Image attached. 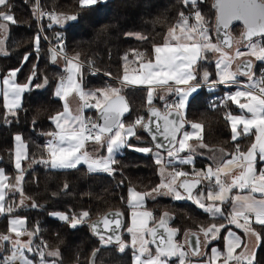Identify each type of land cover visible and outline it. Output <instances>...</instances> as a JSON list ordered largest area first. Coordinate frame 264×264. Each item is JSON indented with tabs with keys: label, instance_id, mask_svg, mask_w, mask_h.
Returning <instances> with one entry per match:
<instances>
[{
	"label": "trees",
	"instance_id": "trees-1",
	"mask_svg": "<svg viewBox=\"0 0 264 264\" xmlns=\"http://www.w3.org/2000/svg\"><path fill=\"white\" fill-rule=\"evenodd\" d=\"M9 3L10 9L3 10L10 11L16 22H6L7 35L3 50L0 49V77L10 69H19L15 81L27 83L29 87L22 93L20 108L16 110L15 116L5 108L0 94V167L7 174L10 183L15 180L16 172L21 175L20 171L13 169V140L16 135L22 137L27 156L21 160L23 172L19 189L22 188V195L17 190L7 192L6 205L13 206L12 215H20L26 219L24 227L28 231H36L33 238L34 249L39 245L45 253L59 251L58 257H46L55 259L57 264H89L93 253L94 264H132L131 247L121 252L117 243L103 244L100 237L91 233L88 223L109 209H119L124 215L122 239L129 240L131 234L126 230L127 188L150 193L153 187L160 184L152 152L141 153L134 148L151 147L153 151L158 150L143 130L137 128L139 139L136 136L128 138L133 147H124L114 155L117 163L113 167L116 171L111 174L89 171L83 165L75 168H52L50 164L35 162L33 158L40 160L42 155L48 158L44 138L48 132L54 130L50 117L62 109L61 100L54 96L53 91L62 74L63 61L59 63V57L51 59L49 45L39 31L35 19L36 0H9ZM38 4L41 8L57 14L59 21L43 20L42 28L46 39L54 42L60 36L67 55L90 62L101 71L89 74L82 69V87L87 90L107 85L121 88L120 93L127 98L130 105L129 114L122 119L126 126L138 116L145 117V108L149 105L145 87H122L116 81L122 77L125 68L127 71L138 70L140 61L133 55V50L144 52L147 58H152L153 45L163 42L167 30L179 20V14H192L194 10L200 11L204 23L208 22L207 27L213 33L212 39L216 41L213 0H197L194 8L185 5L182 0H98L91 6H81L80 0H38ZM66 16H75L76 19H66ZM47 23H50L49 27ZM228 31L232 44V35L240 33L242 37L243 27L236 22L229 26ZM137 34L147 39H137ZM37 36L40 37L38 43ZM125 54H128L127 61L124 60ZM201 56L204 58L194 67L196 81L202 78L205 71L210 74L205 81L218 80L215 58L210 51L202 52ZM252 65L257 79L264 73L263 62L254 60ZM245 76L240 74L236 79L244 80ZM215 85V89L200 86L186 104L184 129L193 121L202 124V137L193 153L194 162L191 166H185L187 170H202L206 165L216 164L219 159L208 157L211 149L223 148V156L226 158L234 152L236 143H239L242 150H246L252 141L251 135L241 136L237 141L230 140V130L224 113L236 112L238 108L222 97L234 85ZM173 95L174 91L165 96L164 100L155 95L152 104L165 110L166 103H174ZM201 143L208 147H199ZM20 196L27 200L23 206L17 203ZM144 203L145 208L153 213L152 225L159 221L164 212L170 214L167 226L178 230L174 239H178L182 245L190 231L200 233L204 239L201 227L207 228L212 223L224 225L216 238L209 236L203 252L191 258L206 257L210 246L223 245L224 233L228 228V225L223 224L225 218H213L192 200H175L169 195L152 193L145 197ZM82 211H88L90 216L76 228L52 215L54 212H62L71 217L80 215ZM7 215V212L0 215V233L8 232ZM252 226L264 236V228L255 223ZM254 251L256 264H264V241L259 246L256 244ZM6 252L2 250L0 256ZM30 255L37 258L34 252ZM175 260L176 257L170 258L172 263Z\"/></svg>",
	"mask_w": 264,
	"mask_h": 264
},
{
	"label": "snow or ice",
	"instance_id": "snow-or-ice-1",
	"mask_svg": "<svg viewBox=\"0 0 264 264\" xmlns=\"http://www.w3.org/2000/svg\"><path fill=\"white\" fill-rule=\"evenodd\" d=\"M98 0H80L81 6H91ZM182 2L191 7H195L197 0H182ZM9 0H0V30L7 28L5 22L15 23V18L10 11ZM214 7L217 8V31L219 28H228V25L233 20H241L245 26V32L242 34L241 41L237 43H245L249 49V55L254 56L257 61L264 62V0H216ZM38 11V10H37ZM42 15V13H38ZM51 19L57 20V14L49 13ZM63 15V14H60ZM66 19H76L75 16L65 17ZM196 23H191L192 19ZM204 20L199 10H194L192 14L185 15L181 12L179 20L175 25L170 27L162 45H153V58H147L146 53L133 50V55L139 59L137 74L129 76L125 68L124 75L119 78L121 86L126 85H169V81H174L177 85L189 84L190 81L196 80V75L193 72V65L199 59H203L200 54L202 51H212L220 53L221 59L217 61L216 67L221 71L218 73V83H236L237 73L228 71L232 57L228 49H231V38H221L219 43H214L208 34V29L204 26ZM57 22H59L57 20ZM131 35V34H129ZM227 37V33H225ZM137 39H147L146 37L136 35ZM261 38V39H254ZM40 37H36L38 43ZM245 53L237 48L235 56L240 57ZM124 60H128V54H125ZM69 65L72 61H68ZM221 65L223 68L221 69ZM243 71L241 74L247 75L249 83L246 87L248 90L238 89L235 94L229 95L228 99L236 103L238 107L250 115L233 116L229 113L226 119L231 121V131L233 141H237L241 136L249 134L254 135L255 139L250 143L246 150L240 148L239 143L234 145L235 154H229L231 159H224V149H211V151H219L221 157L215 167L208 165L205 170L185 172L177 169L170 171L160 184L153 187L151 192L141 193L135 189L129 190L128 204L130 207H137L142 204L146 196L155 193L157 195H169L175 200L193 199L194 202L206 212L210 213L213 218L222 217L228 220L229 224H235L242 228L246 235L254 236L257 241V246L264 241V236L256 231L249 221L254 217L255 224L264 228V73H261L258 79L255 78V73L252 71L253 65L251 60H248L241 65ZM19 69L12 70L10 75L15 77ZM69 75L66 78H61V81L56 89V95L65 100L63 111L50 117V120L56 124L58 131L48 133L50 139L47 141L48 158L43 155L40 160H35L37 163L50 164L53 168H75L81 163H87L89 171H104L109 174L116 171L113 167L117 161L114 159V153L124 147L132 148L128 138L136 136V129L147 131L153 141L157 140V135H162L168 141L167 156L168 165H172L176 158L179 157V163L192 164L193 157L191 153L195 152V147L189 143L194 137V133L184 131L182 139H178V134L184 128L183 110L186 106L188 96L194 92L196 85L189 84L188 91L175 89L179 94V100L173 104H165V112L161 113L159 109L150 108V116L145 121L144 116H138L127 126L121 120V117L128 111L127 105L123 102V97L120 95L121 88L114 86H106L96 89L95 91L85 92L80 84H78L73 75V71L78 72V67L68 69ZM108 75H111L110 73ZM209 73L205 71L202 78L208 80ZM31 81V77H29ZM47 82L45 78V83ZM5 85H9V79L3 80ZM12 88V100L8 101L9 93L4 92L5 108L8 109L12 116L16 115V110L20 108V96L26 89L28 84L10 85ZM39 87V86H37ZM256 89V91H252ZM168 91L172 89L169 85ZM76 93L79 100L83 102L78 105L73 113L67 102V97ZM154 89H147V103L152 105ZM91 97L95 103H89L88 98ZM164 100V96L159 97ZM239 98H242L239 99ZM84 108H97L99 110V119L102 123L93 120L91 117L83 115ZM175 108L177 111L173 114L170 109ZM155 118V119H153ZM162 121V124H161ZM193 129H200L202 126L199 123H192ZM255 129V132L252 130ZM198 141L200 137H195ZM18 145H22V137L15 136ZM92 142L95 145L105 147L107 157H94L86 150V144ZM165 147L160 143L155 144L156 149ZM199 147H208L204 144H199ZM135 151L141 153H151V147H135ZM181 152L189 153L186 156H179ZM27 158L26 153L17 147L15 153V168L21 172V175L15 177L16 184L19 185L22 179L23 169L21 168V159ZM155 163L163 164V157L159 152L155 153ZM164 169H161L163 174ZM195 175L196 179H190ZM184 179H180V178ZM7 177L3 170H0V214H11L13 211L12 205L5 204L6 192L5 189L9 185L4 183ZM179 180V183L177 182ZM207 180L209 182L206 190H201L199 185ZM194 189L195 195H194ZM233 189H239L241 192L245 189L248 194L229 195ZM13 191H20L12 186ZM186 194V195H184ZM259 194V198L257 195ZM210 201L205 203L204 201ZM23 206V200H21ZM230 203L231 211L225 213L222 205ZM35 207V205H33ZM60 220L69 223L70 227L76 228L78 224L84 222L85 218L90 216L88 211H83L79 216L73 215L69 217L67 214H57ZM119 213H109V219L106 216L103 219L104 231L116 233L122 226L121 221L116 219ZM142 217H152L153 213L144 211L140 213ZM132 226L127 228V232L131 234V243L124 241L119 235H108L105 239L103 233L98 232L100 240L104 244H109L115 240L119 247V251L123 252L125 248L133 249V264H168L171 257H178L179 264H185L188 253L183 250V246L174 241L178 230L167 226V220L170 218L168 212H164L159 221L158 227L149 226L146 220H140L137 223V213H132ZM100 221L93 222L90 227L93 230L99 228ZM25 218H13L10 221V228L7 233H0V250L7 251L8 255L0 256V264H37L33 258H29L25 253L34 252L38 255V264H56L55 260L48 261L47 256L58 257L59 251L54 250L45 253L37 245L33 248V238L36 231H28L24 225ZM114 225V227H113ZM224 225L212 223L209 227H201L200 231L204 235L203 246H207L209 236L214 239ZM158 228H164L168 233L167 238L160 235ZM195 235V233H192ZM28 239L25 240L24 237ZM150 237V239H149ZM157 243L156 249L153 252L149 247L150 244ZM227 254L224 256L223 264H231L235 261L236 264H256L255 251H248L247 242L243 243V249L239 254L234 255L237 248L241 247L242 241L239 236H236L231 230L228 231L226 238ZM10 245V248L7 247ZM193 252V255H200L199 247ZM46 247V245H45ZM213 249V259L206 264H213V261L218 257ZM95 253H93V257ZM94 264V261H93ZM203 264V262H202Z\"/></svg>",
	"mask_w": 264,
	"mask_h": 264
},
{
	"label": "crops",
	"instance_id": "crops-1",
	"mask_svg": "<svg viewBox=\"0 0 264 264\" xmlns=\"http://www.w3.org/2000/svg\"><path fill=\"white\" fill-rule=\"evenodd\" d=\"M6 23V22H5ZM6 35H7V28L6 29H4V30H0V49L1 50H3V45H4V41H5V37H6ZM164 41V40H163ZM59 43V42H58ZM163 43V42H162ZM162 43H160V44H157V45H162ZM152 49H153V47H152ZM201 54H202V52H201ZM200 54V55H201ZM152 58L154 57V54H153V52H152ZM58 57V56H57ZM58 60H62L63 61V63H64V74H63V78H65V80H66V78H67V76H68V66H69V63H68V61H72V64H71V66L72 67H78L77 66V62H76V60H77V58H75L74 56H70V58H68V59H64L63 60V58H58ZM201 59H199L197 62H196V64H198L199 63V61H200ZM196 64H194L193 65V72H194V67H195V65ZM12 70H16V69H10V70H8L3 76H1L0 77V94H1V96H2V99H3V103H4V105H5V97H4V92L5 91H7L8 93H9V96H8V101L9 102H11V100H12V88L10 87V85L12 84V83H15V84H21V85H23V84H27V83H18V82H16L15 81V77H12L11 75H10V73H11V71ZM127 73H128V75L131 77V76H134V75H136L137 74V71H127ZM124 75V74H123ZM122 75V76H123ZM194 75H196L195 74V72H194ZM75 78H76V82L78 83V84H80V86H81V88L85 91V92H88V91H95V90H87V89H84L83 87H82V84H81V80H80V75H79V72H76V71H74V75H73ZM200 77V76H199ZM5 78H7V79H9V81H10V84L9 85H5L4 83H3V80L5 79ZM199 80H203L201 77H200V79ZM61 81V80H60ZM60 81H58L57 82V84L55 85V88H54V91H53V94H54V96H56V97H58L55 93H56V89H57V87H58V85H59V83H60ZM218 81H219V78H218V80H211V81H206L207 83H209V84H218ZM117 82H119V79H117ZM199 82H201V81H196V80H192V81H190L189 82V84H191V85H196V89H195V91H197L198 90V88H199V85L197 84V83H199ZM120 83V82H119ZM189 84H179V85H177L174 81H169V85H170V87H171V89H172V91L171 92H173L174 91V95H173V98H172V100H173V102L175 103V102H177L178 100H179V94L178 93H176L175 92V89H177V88H179V89H182L183 91H188V89H189ZM221 84V83H220ZM233 85H234V87H239V88H241L240 90H248L247 89V87L246 86H244V85H248L249 83L248 82H246L245 80H237V82L236 83H232ZM169 85H165V86H159V85H155V84H153V85H147V84H145V85H128V86H141V87H145L146 88V90L149 88V87H152L153 89H154V92H153V96H155V95H158L159 97L160 96H167V95H169L170 94V92L168 91V88H169ZM234 87H232V88H230L228 91H226V92H224V94H223V97L222 98H224V99H228V96L229 95H232V94H235V92L238 90V89H234ZM234 89V90H233ZM231 90H233L232 92H231ZM194 91V92H195ZM194 92H191L190 93V95L188 96V99H189V97L194 93ZM21 97H22V93H21V96H20V100H21ZM60 100H61V103H62V109L59 111V112H62L63 111V107H64V103H65V100L64 99H62L61 97H58ZM90 99H92L91 97H90ZM146 99H147V96H146ZM239 99H241L242 100V98H239ZM229 100V99H228ZM88 101H89V99H88ZM188 101V100H187ZM231 101V100H230ZM67 102H68V104H69V107H70V109L71 110H73V113L75 112V109L78 107V105H80V104H82L83 102H81L80 100H79V98H78V96L76 95V93L75 92H73L72 94H70L68 97H67ZM172 102V103H173ZM232 102V101H231ZM89 103H92V102H89ZM235 106H236V108H238V110H236V112H228V111H226L225 113H224V118L226 119V117H227V115L229 114V113H231V115H233V116H239V115H250V114H248V113H246V110H244V111H242L239 107H238V105L236 104V103H234V102H232ZM93 104H94V102H93ZM186 104H187V102H186ZM185 108H186V106H185ZM185 108L183 109V110H181L182 111V113H183V116H184V114H185ZM85 109V108H84ZM8 110V109H7ZM226 121H227V125L229 126V130H230V140H232L231 139V137H232V131H231V121L230 120H228V119H226ZM52 122V124H53V127H54V130L53 131H58V129L56 128V126H55V124H54V122L53 121H51ZM192 123H199L201 126H202V124L200 123V122H198V121H193V122H190L189 123V126L186 128V129H182L181 130V133L179 134V136H178V139H182V133L184 132V131H187V132H189V133H194V137H193V139H191L190 141H189V143L190 144H192L194 147H195V149H196V147L198 146V140L195 138V137H200V139H201V137H202V127L200 128V129H193L192 127H191V124ZM53 131H50V132H53ZM252 132H255V129H253L252 130ZM49 133V132H48ZM48 133L46 134V136H45V138L46 137H50L49 135H48ZM249 135H251V134H249ZM250 137H252V141L255 139V137H254V135H251ZM44 138V139H45ZM239 139V138H238ZM14 147H13V169L14 170H16V171H19V170H17L16 168H15V153H16V151H17V147L18 146H20L21 147V150L22 151H24L25 152V145H24V143L22 142V145H18V142L15 140V137H14ZM251 141V142H252ZM45 142V141H44ZM86 150L87 151H89V153L92 155V156H94V157H107V155H108V153H107V150H106V148L105 147H101L100 145H95V144H93L92 142H88L87 144H86ZM249 147V146H248ZM247 147V148H248ZM45 148V151L47 152V148L46 147H44ZM246 148V149H247ZM122 149V148H121ZM121 149H119L116 153H114V155H116L117 153H119L120 151H121ZM156 152H159V151H153L152 152V155H153V159L155 160V153ZM209 153V155H208V157L211 159V158H213V159H215V160H217V159H219L220 157H221V153L219 152V151H216V152H213V151H208ZM48 154V153H47ZM159 154L163 157V164L162 165H157V168H156V170H157V173H158V175L160 176V182H161V180L162 179H164L165 177H167V175H168V173L170 172V171H172L173 169H180L181 171H185V172H193L194 170L193 169H191V170H187V169H185V166H191L192 164H184V165H182V164H180L179 163V157H177L176 158V160H175V162L172 164V165H168V156H167V153H160L159 152ZM189 153H187V152H181L180 154H179V156H186V155H188ZM231 154H235V150H234V152H232ZM191 155H192V157H193V162H194V155H193V153H191ZM22 159H23V157H22ZM21 159V160H22ZM224 159H231V156L229 155V156H227L226 158H224ZM79 165H83L86 169H88V165H87V163H81V164H79ZM215 165L216 164H212V166L213 167H215ZM51 166V165H50ZM207 166L208 165H206L202 170H205L206 168H207ZM258 166H264V165H258ZM53 168V167H52ZM164 169V171H163V174H162V172H161V169ZM89 170V169H88ZM195 171H201V170H195ZM17 173V172H16ZM190 179H196V177H195V175H192L191 177H189ZM180 179H184L183 177L182 178H180ZM7 181H8V185L10 186L11 185V183H10V181H9V179H8V176H7ZM178 183H179V180L177 181ZM208 184L209 183H207L205 180L199 185V188L201 189V190H206L207 189V187H208ZM9 188V187H8ZM130 189H132V188H130V187H128L127 188V197H126V199H127V207H128V224H127V226H126V230H127V228L128 227H131L132 226V220H133V216H132V213L133 212H135V213H137V216H136V220H137V223H139V221L140 220H146L147 222H148V224L151 222V220H152V218L151 217H142L141 215H140V213H143L144 211H149V212H151L150 210H148V209H146L145 208V203H144V200L142 201V204L140 205V206H137V207H130L129 206V204H128V200H129V190ZM195 189H194V195H195ZM236 194H241V195H246V194H248V190L247 189H245V190H243L242 192L239 190V189H233V191H232V193H230L229 195L231 196V195H236ZM7 195V194H6ZM184 195H186V194H184ZM257 195V198H259V194H256ZM166 196H168V195H166ZM185 199H187V198H185ZM182 200V199H181ZM187 200H189V199H187ZM190 200H192L193 202H194V200L193 199H190ZM205 203H210V201H207V200H205L204 201ZM195 203V202H194ZM222 208L225 210V213H226V215H227V213L228 212H230L231 211V206H230V203H225L224 205H222ZM201 210H203V211H205L204 209H202V208H200ZM6 213V212H5ZM4 214V213H3ZM3 214H0V215H3ZM210 214V213H209ZM249 223H251V224H253V223H255V219H254V217L249 221ZM223 224H226V225H228V228L226 229V231H225V233H224V238H223V245L221 246V247H218V246H215V245H212V246H210V248H209V250H208V252H207V254H206V257H203V258H191V257H193V256H196V255H192L189 251L187 252L188 253V256H187V259H186V262H185V264H202V262H203V264H206V262H208V261H210V260H212L213 259V249H215L216 250V252L217 253H220V255L218 256V257H216L215 258V260L213 261V264H223V260H224V256L227 254V248H226V243H227V241H226V238H227V236H228V231L229 230H231V231H234L235 233H236V236H239L240 238H241V241H242V244H241V247L240 248H237L236 250H235V252H234V255H237V254H239L242 250H244L243 249V243L244 242H247V245H248V251H252V250H254L255 249V247H256V244H257V242H256V238L254 237V236H250V235H246L245 234V232H244V230L242 229V228H239V227H237L235 224H229L228 223V220L227 219H224V221H223ZM232 225V226H231ZM202 235H203V233H202ZM183 246L187 249V247L183 244ZM188 250V249H187ZM203 250H204V246H202V248H201V250L199 251V253L201 254L202 252H203ZM168 264H179V259H178V257H176V260H175V262L174 263H172L171 261H170V259H169V261H168ZM231 264H236V262L235 261H232L231 262Z\"/></svg>",
	"mask_w": 264,
	"mask_h": 264
},
{
	"label": "water",
	"instance_id": "water-1",
	"mask_svg": "<svg viewBox=\"0 0 264 264\" xmlns=\"http://www.w3.org/2000/svg\"><path fill=\"white\" fill-rule=\"evenodd\" d=\"M215 4H216V0H213V7H214ZM214 9H215V17H214V19H213V20H214V29H215V32H214V33H215V35H216V40H217L218 43L220 42L221 38H224V39H227L228 37L231 38V34L228 33V32H229L228 29H229V26H230L231 24H233V23H236V22L240 23V24L242 25V27H243V33L245 32V26H244L243 21H241V20H233V21H231V23L228 25V28H227V29H225V28H223V27H220V28H219V32H218V31H217V19H216L218 12H217V8H216V7H214ZM225 33H227V37H225ZM243 33H242V34H243ZM48 51H49V54H50V56H51V59L54 60L55 57H56L57 55H56L55 51L53 50V48L49 47V48H48ZM248 60H251V62H252V59H251V58L245 57V58H242V59L237 63V65H236V70H237V72H239L240 74L242 73L243 69H242L241 65H243V63L246 62V61H248ZM120 95L124 98V99H123V102L127 105V108H128V111L125 112L124 115L121 117V120H122L125 116H127V115L129 114V112H130V105H129V102H128L127 98H126L123 94H121V93H120ZM151 107H154V108H156V109H159V110L161 111V113H164V112H165V110H162V109H161L158 105H156V104L148 105V106L145 108V114H146V116H145V121H146V122H147L148 117L150 116V108H151ZM170 111H171L173 114H175V112L177 111V109L172 108V109H170ZM153 119H155V118H153ZM94 120H96V121L99 122V123H102V121L99 119V110H98L97 108L95 109V119H94ZM183 122H184V125H185L186 121H185V119H184V116H183ZM161 124H162V121H161ZM181 130H182V129H181ZM143 132L148 136L149 140L152 142V145H153L154 147H155V144H156V143H160V144H162V145H165V147L160 148V149H157L158 151H160V152H167L168 141H166V140L163 138L162 135H159V134H158V135H157V140H156V141H153L152 138H151V135H150L147 131L143 130ZM178 136H179V134H178ZM155 149H156V148H155ZM189 200H190V199H189ZM109 213H119V214H121V215H119L118 217H116V219H119V220L121 221V225H122V226L117 230L116 233H110V232H106V231H104L103 219H104L106 216H108ZM108 218H109V219H112V217H110V216H108ZM96 221H100L101 223H100L98 229L93 230V229L90 227V225H91L93 222H96ZM88 225H89V228H90L91 233H92L93 235H95V236L100 237L99 234H97L98 232H100V233H103V234H104L105 239L107 238L108 235H119V236L122 238L121 233H122V229H123V226H124V215H123V213L121 212V210H119V209H109V210L103 212L100 216H98V217H96V218H94V219H91V220L89 221ZM113 227H114V225H113ZM152 227H158V222H156ZM158 232H159L160 235H163L165 238H167L168 233L166 232V230H165L164 228H158ZM192 233H195V235H192ZM149 239H150V237H149ZM203 241H204V239H203V237L201 236L200 233H198V232H196V231H190V232H188V233L186 234V236H185V238H184V245L187 247L188 251L193 255V252L197 249V244H198V243L201 245V246L199 247L198 250H199V251L201 250V248H202V246H203ZM112 243H115V244H116L115 240H113ZM157 243H159V240H157L156 243H152L151 245H152L154 248H156ZM89 264H93V255H91V257H90V259H89Z\"/></svg>",
	"mask_w": 264,
	"mask_h": 264
},
{
	"label": "rangeland",
	"instance_id": "rangeland-1",
	"mask_svg": "<svg viewBox=\"0 0 264 264\" xmlns=\"http://www.w3.org/2000/svg\"><path fill=\"white\" fill-rule=\"evenodd\" d=\"M189 16L191 15V14H188ZM177 23V22H176ZM175 23V24H176ZM191 23H196V21H195V19L193 18L192 20H191ZM202 23L204 24V26L208 29V27H207V25H208V22H203L202 21ZM42 24H43V21H42ZM37 26H38V24H37ZM172 27V26H171ZM38 29H39V27H38ZM40 31V30H39ZM168 31V30H167ZM42 36H43V38L45 39V41L47 42V44L49 45V43H58V42H61L62 40H61V37L59 36H57L56 37V40L54 41V42H50V41H48L47 39H46V37H45V35L43 34V28H42ZM166 34H167V32L165 33V36H166ZM208 34H209V36L211 37V40H212V42H214V43H218L217 42V40L215 41V40H213L212 39V36H213V33L208 29ZM164 36V37H165ZM254 39H260V38H254ZM237 41H241V37H240V33H239V35H232V46H231V49H228V51H229V54H230V56L232 57V59H231V61H230V67H229V69H228V71H231V72H234V73H237V78H238V76H240V74H238V72H236V65H237V63L242 59V58H245V57H248V58H251L252 59V61H253V63H254V60H256L255 59V57L254 56H251V55H249L248 53H249V49L246 47V44L245 43H237ZM49 42V43H48ZM237 48H239L240 49V51L241 52H243V53H245L244 55H242V56H240V57H236L235 56V53H236V50H237ZM202 52H204V51H202ZM210 53H211V56L212 57H214L215 58V61H216V63L215 64H217V61L218 60H220L221 59V55H220V53H217V52H212V51H210ZM78 60V59H77ZM59 63H60V60L58 61ZM263 65H264V62H263ZM63 66H64V63H63ZM216 66V65H215ZM69 68H72V66L71 65H69L68 66V69ZM223 68V65H221V69ZM63 70H64V67H63ZM62 70V74L60 75V77H59V79H58V81H60L61 80V78H63V74H64V71ZM221 70L220 69H217V67H216V73H217V76L219 77V75H218V73L220 72ZM70 73H69V71H68V75H69ZM72 75H74V71L71 73ZM73 78L75 79V81H76V78L73 76ZM220 78V77H219ZM203 79V78H202ZM244 80L246 81V82H248V83H251V81H249V79H248V76L246 75L245 76V78H244ZM57 81V82H58ZM66 81V80H65ZM116 81H117V79H116ZM199 81H201V82H203V83H205V84H201L200 86H203L205 89H215L217 86L215 85V84H209V83H207L204 79L203 80H199ZM226 84H231V83H226ZM225 85V84H224ZM107 86H109V85H107ZM199 86V87H200ZM106 87V86H105ZM55 88V87H54ZM104 88V87H103ZM100 89V88H99ZM234 89H241V88H239V87H234ZM233 89V90H234ZM96 90V89H95ZM233 90H231V92L233 91ZM89 99V101L88 102H94L95 103V100L94 99H90V97L88 98ZM86 109V108H85ZM93 109H95V108H93ZM57 113H59V112H57ZM57 113H55V114H57ZM55 114H53V115H55ZM55 124V123H54ZM55 126H56V124H55ZM45 147V146H44ZM155 152V151H154ZM161 153V152H160ZM0 170H3V168H1L0 167ZM180 170V169H179ZM3 172H4V170H3ZM104 172V171H103ZM105 173H107V172H105ZM4 174H5V176L7 177V174L4 172ZM18 176V173H16L15 174V177H17ZM4 183L5 184H9L8 183V181H7V179L6 180H4ZM12 186H15L17 189H19V185H17L16 184V179L11 183V185L9 186V188H7V189H5V192H6V194H7V192H9V191H13L12 190ZM18 191V190H17ZM21 200H23V203L24 202H27V200L25 199V198H23V197H21L20 196V198H17V203L18 204H21L20 202H21ZM5 204H6V200H5ZM7 206V205H6ZM6 212V211H5ZM83 212V211H82ZM81 212V213H82ZM80 213V214H81ZM57 214H64V213H62V212H54L52 215L53 216H56V217H58L59 218V216L57 215ZM79 216V215H78ZM6 218H7V228H8V230H9V228H10V221L13 219V218H23L22 216H20V215H12V214H9V215H7L6 216ZM154 225V224H153ZM152 224H151V222L149 223V226H153ZM233 233H235L234 231H232ZM236 234V233H235ZM24 239L25 240H27L28 239V237L27 236H25L24 237ZM131 239H132V237H130L129 238V240L127 241L129 244L131 243ZM174 241L176 242V243H178V244H180V245H182L181 243H179L178 242V239H174ZM103 243V242H102ZM104 244V243H103ZM183 246V245H182ZM149 247L151 248V250H153V252L155 251V249L156 248H154L151 244L149 245ZM9 248H10V245H9ZM183 250L185 251V252H188V250L183 246ZM2 250H0V252H1ZM9 253L8 252H6L5 254H2L1 256H3V255H8ZM29 258H33V257H31V255L30 254H32V252H27V253H25ZM48 257H50V256H48ZM52 257V256H51ZM33 259H35L36 261H37V264H38V260H39V257H38V255H37V258H33ZM47 260L50 262V261H52V260H55V259H48L47 258ZM56 264H57V262H56ZM70 264H77V263H70ZM132 264H133V252H132Z\"/></svg>",
	"mask_w": 264,
	"mask_h": 264
},
{
	"label": "built area",
	"instance_id": "built-area-1",
	"mask_svg": "<svg viewBox=\"0 0 264 264\" xmlns=\"http://www.w3.org/2000/svg\"><path fill=\"white\" fill-rule=\"evenodd\" d=\"M38 13H42V15H40ZM49 13H52V12L49 9H47V8H45V9L41 8L40 5L38 4V0H36V4H35V19L37 21V24H38V27H39V30H40L41 33H42V21L44 19H51L50 16L48 15ZM49 26H50V23H47V27H49ZM49 46L51 48H53V50L56 52L58 57H63L65 59L70 58V56L67 55L66 52L64 51V46H63L62 41L59 42V43H49ZM76 62H77V66L79 68V71H78L79 75H81L82 69H85L89 74L101 73V71L99 69H97L96 67H94L90 62H86V61L84 62V61H80V60H76ZM197 84L200 86L201 84H205V83L199 82ZM244 86H247V85H244ZM252 91L255 92L256 89H252ZM92 110H93V108L84 109L83 110V115H85L87 117H91L94 120V115L92 114ZM50 139H53V138L52 137H46L44 139V141H45L44 142V146L46 148H47V141L50 140ZM205 181L207 183H209L207 180H205Z\"/></svg>",
	"mask_w": 264,
	"mask_h": 264
}]
</instances>
